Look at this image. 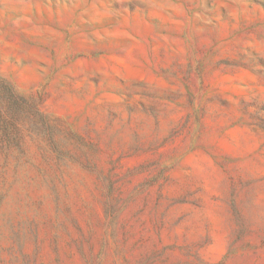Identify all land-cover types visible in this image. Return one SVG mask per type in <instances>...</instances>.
<instances>
[{"label": "rangeland", "instance_id": "obj_1", "mask_svg": "<svg viewBox=\"0 0 264 264\" xmlns=\"http://www.w3.org/2000/svg\"><path fill=\"white\" fill-rule=\"evenodd\" d=\"M0 264H264V0H0Z\"/></svg>", "mask_w": 264, "mask_h": 264}]
</instances>
